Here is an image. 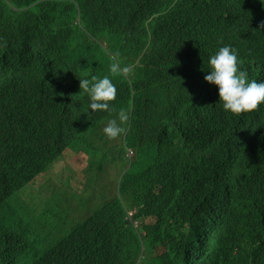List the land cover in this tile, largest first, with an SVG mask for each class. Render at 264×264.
<instances>
[{
    "label": "trees",
    "instance_id": "obj_1",
    "mask_svg": "<svg viewBox=\"0 0 264 264\" xmlns=\"http://www.w3.org/2000/svg\"><path fill=\"white\" fill-rule=\"evenodd\" d=\"M262 34L261 0H0V264H264V103L225 112L204 79L223 45L264 79ZM103 75L121 92L94 113L80 79ZM81 149L102 152L94 177L124 160L117 193L40 236L68 223L64 198L27 221L22 192Z\"/></svg>",
    "mask_w": 264,
    "mask_h": 264
},
{
    "label": "clouds",
    "instance_id": "obj_2",
    "mask_svg": "<svg viewBox=\"0 0 264 264\" xmlns=\"http://www.w3.org/2000/svg\"><path fill=\"white\" fill-rule=\"evenodd\" d=\"M262 2H264V0H261V3ZM257 44L264 49V34L258 38ZM240 63L241 61L239 60L237 50L234 47L230 45L220 46L214 54L209 56V72L204 77L206 81L218 86L219 101L222 103V109L225 112H231L233 114L256 110L258 105L261 107V104L264 103V79H249L247 73L239 68ZM109 72L111 74H118L121 73V69L117 63L113 62L109 66ZM80 88L87 93L89 97L88 109L93 110L94 113L97 110H109L110 104L119 98L121 92L118 84L115 83L109 75L99 77L92 76L91 79H80ZM129 119L130 116L128 111L121 109L115 118H111L105 123L102 131L109 139H114L125 131L123 125L126 124ZM128 151H132L134 154L131 148L127 149V153ZM126 156L129 157L127 154ZM59 159L60 157L54 160L47 171ZM112 165L121 168L119 173L121 176L125 169L124 160L123 162H118L117 165ZM89 172L92 181L104 176L94 177L91 169ZM106 172H108V169ZM119 182L120 180L116 183V192ZM23 193L24 192H22V195ZM112 198L103 199L101 202L111 200ZM22 201H24L23 198ZM24 204L27 203L25 202ZM25 218L27 221H31L33 214L32 216H25ZM215 221L216 216L207 215L209 227ZM202 230L205 231L206 228ZM138 264H140V262Z\"/></svg>",
    "mask_w": 264,
    "mask_h": 264
},
{
    "label": "rangeland",
    "instance_id": "obj_3",
    "mask_svg": "<svg viewBox=\"0 0 264 264\" xmlns=\"http://www.w3.org/2000/svg\"><path fill=\"white\" fill-rule=\"evenodd\" d=\"M102 152L89 153L84 149L80 151L68 150L56 161L51 168L39 175L29 188L24 191L22 198L33 210V218L40 221L41 211H50L58 207L56 202H49L51 195L60 194L63 208L68 209L69 219L64 226L60 221H43L44 227L37 221L34 226L40 236L56 237L62 233V228L70 227L75 221L85 218L94 207L103 199L116 195V183L119 180L120 167L109 164L107 175L92 181L89 172L90 164L98 161ZM127 155L133 157L132 151ZM118 162H123L120 160ZM42 221V219H41ZM150 222V220H146Z\"/></svg>",
    "mask_w": 264,
    "mask_h": 264
}]
</instances>
